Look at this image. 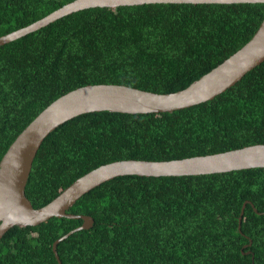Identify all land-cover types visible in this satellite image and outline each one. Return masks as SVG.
<instances>
[{
  "label": "trees",
  "instance_id": "trees-1",
  "mask_svg": "<svg viewBox=\"0 0 264 264\" xmlns=\"http://www.w3.org/2000/svg\"><path fill=\"white\" fill-rule=\"evenodd\" d=\"M69 1L0 0V35ZM263 17L264 3L90 7L0 45V159L69 90L95 83L183 89L246 43ZM256 143H264V60L189 107L94 111L63 122L37 150L25 195L38 208L111 161L169 160ZM68 212L89 215L93 224L58 242L62 264H264V167L121 175L85 192ZM81 222L51 217L9 228L0 239V264H58L53 241Z\"/></svg>",
  "mask_w": 264,
  "mask_h": 264
},
{
  "label": "water",
  "instance_id": "water-1",
  "mask_svg": "<svg viewBox=\"0 0 264 264\" xmlns=\"http://www.w3.org/2000/svg\"><path fill=\"white\" fill-rule=\"evenodd\" d=\"M148 3H264V0H71L28 25L0 35V45L82 9ZM263 60L264 17L246 43L183 89L157 93L124 84L95 83L78 86L51 101L22 129L0 159V239L15 225H37L51 217L81 219L80 225L52 243L54 256L58 264H62L56 249L58 242L77 230L90 228L93 224L91 216L70 213L68 209L81 195L102 182L121 175H200L264 167V143H256L222 152L169 160L129 158L111 161L82 174L48 203L38 208L33 207L25 195L37 150L44 138L63 122L94 111L162 113L189 107L225 91ZM248 202L244 201L241 206L238 230ZM254 211L257 212L256 208Z\"/></svg>",
  "mask_w": 264,
  "mask_h": 264
}]
</instances>
